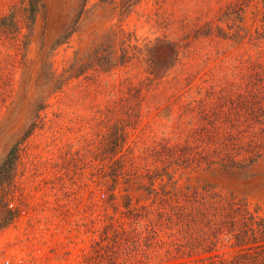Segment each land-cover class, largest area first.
Masks as SVG:
<instances>
[{
    "label": "rangeland",
    "instance_id": "374dc122",
    "mask_svg": "<svg viewBox=\"0 0 264 264\" xmlns=\"http://www.w3.org/2000/svg\"><path fill=\"white\" fill-rule=\"evenodd\" d=\"M239 1L234 11L252 31L263 0H0V164L11 159L0 185V264H85L90 221L102 216L121 154L173 144L168 103H127L119 70L107 77L99 65L117 58L127 34L191 37ZM201 178L264 206L263 164Z\"/></svg>",
    "mask_w": 264,
    "mask_h": 264
},
{
    "label": "trees",
    "instance_id": "16d2710c",
    "mask_svg": "<svg viewBox=\"0 0 264 264\" xmlns=\"http://www.w3.org/2000/svg\"><path fill=\"white\" fill-rule=\"evenodd\" d=\"M240 4L217 23L193 27L191 37L139 41L127 34L117 58L99 65L107 77L119 70L127 103H168L173 144L121 154L102 216L90 221L85 264H264V206L201 178L264 165V13L250 31L241 9L234 11ZM10 165L9 157L0 164V185ZM118 176L125 185L120 201Z\"/></svg>",
    "mask_w": 264,
    "mask_h": 264
}]
</instances>
